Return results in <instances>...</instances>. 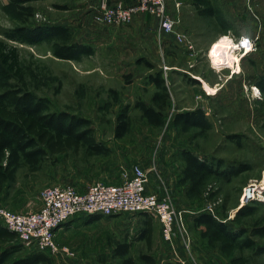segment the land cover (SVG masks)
I'll list each match as a JSON object with an SVG mask.
<instances>
[{
  "label": "rangeland",
  "instance_id": "obj_1",
  "mask_svg": "<svg viewBox=\"0 0 264 264\" xmlns=\"http://www.w3.org/2000/svg\"><path fill=\"white\" fill-rule=\"evenodd\" d=\"M7 1L0 0V38L3 30L19 24L2 11ZM101 1L28 2L35 10L31 22L65 23L74 41L93 47L89 57L63 60L52 56L46 43L14 44L32 73L29 80L35 93L47 97L52 110H67L89 119L95 138L111 142L112 150L107 155L95 156H86L82 150L49 155L34 171L23 165L15 183L0 195V207L14 212L37 210L41 206L40 191L45 187L70 185L84 190L95 181L118 182L133 164L144 163L145 170L153 168L148 175L153 174V187L161 196H168L177 210H188L182 216L185 231L175 229L173 245L163 240L160 224L153 217L150 252L157 264H182L176 256L183 264H210L212 259L216 264H227L217 250L201 239V228L193 226L190 216L212 207L215 211L224 209L228 220L240 207L244 186L256 183L262 187L264 93L256 81L264 74V0H211L222 21L230 26L226 32L216 17L198 14L192 0H165L166 9L177 20L176 26L184 33L186 43H176L171 35L161 32L157 19L148 13L138 14L125 24H98L93 16ZM247 32H254L251 36L256 38V45L253 51L241 54L242 51L235 50V41ZM223 36L229 37L231 43L220 50L217 44ZM188 44L192 49H188ZM156 72L161 73L169 91L167 107L161 113L164 124L159 127L148 124L139 109L133 107L138 99L151 104L155 87L149 76ZM111 90L116 92V100ZM126 104L130 105V128L123 137L115 138L116 116ZM197 107L204 110L211 123L205 134L195 136V130L185 133L171 125L177 111ZM229 135H238L240 144L230 140ZM181 148L221 161V171L240 164L249 168L235 176L213 179L208 186L217 191L213 199L206 200L204 195L189 200L175 185L181 167ZM257 202L253 203L255 215L244 222L247 228L264 219V199ZM141 217L140 213H119L88 222L86 215H77L56 232L58 250L41 251L49 259L41 264H121L112 255L113 249L116 243L137 235ZM253 238L264 247V237ZM8 245L0 243V252ZM22 245L24 248L11 259L30 253ZM140 252H148L145 242L133 240L129 256L135 264H142L138 259ZM245 254L252 256L254 264H264V252Z\"/></svg>",
  "mask_w": 264,
  "mask_h": 264
},
{
  "label": "trees",
  "instance_id": "obj_2",
  "mask_svg": "<svg viewBox=\"0 0 264 264\" xmlns=\"http://www.w3.org/2000/svg\"><path fill=\"white\" fill-rule=\"evenodd\" d=\"M32 0H8L2 6V11L17 25L2 31L0 38V195L16 181L18 170L27 165L30 170H37L43 160L49 155H57L68 151H83L86 156L107 155L110 149L94 135L91 121L83 116L67 110L55 111L51 101L45 96H39L31 88L29 76L31 71L21 57L20 49L14 43L37 45L46 43L52 56L63 60L80 61L89 57L94 49L89 44L79 43L72 39L69 26L58 23L31 22L34 7L28 2ZM198 14L215 16L216 7L211 0H192ZM65 8V7H61ZM155 91L151 95V104L136 100L133 107L139 109L142 118L150 125L162 126V112L167 107L169 99L168 87L160 72L149 76ZM258 89L264 93V74L256 81ZM112 95L116 100L114 90ZM130 105L126 104L116 116L114 137H123L130 128ZM171 125L181 132H191L194 135L205 134L211 123L202 108L177 111L171 120ZM229 139L240 144L238 135H229ZM181 167L175 180L189 200L213 199L217 191H212L210 183L213 179L235 176L249 167L246 164L231 167L221 171V161L202 155L190 148H181L179 152ZM257 200L241 205L233 217L226 219L224 209L212 208L191 213V223L200 227V237L205 244L218 251L227 264H254L251 255H260L264 247L259 246L254 236L264 237V219L254 221L250 227L244 226L247 218L255 215L253 205ZM142 226L137 235L128 241L116 243L112 255L120 259L121 264H135L129 256L133 240L144 241L148 252H140L138 259L142 264H157L151 251L153 237V216L140 212ZM88 222L100 219L99 214L86 215ZM111 216V215H109ZM0 243L9 244L0 252V264H41L49 261L48 257L38 249L28 247L30 253L23 257H10L21 251L24 246L16 234L0 222ZM164 264H174L165 262Z\"/></svg>",
  "mask_w": 264,
  "mask_h": 264
},
{
  "label": "built area",
  "instance_id": "obj_3",
  "mask_svg": "<svg viewBox=\"0 0 264 264\" xmlns=\"http://www.w3.org/2000/svg\"><path fill=\"white\" fill-rule=\"evenodd\" d=\"M138 13L152 15L157 19L161 32L171 35L176 43H186L184 33L176 26L177 20L166 9L165 0H131L128 4H108L102 0L93 20L103 25L125 24L131 22ZM241 37L235 41L240 45L237 50H242L241 54L253 51L256 38L249 36L252 49L249 51L248 45L241 42ZM187 47L192 49L191 44ZM147 184L148 171L135 163L124 171L117 183L95 181L83 192L70 185L45 187L40 191L39 209L14 212L0 207V222L14 232L26 247L56 252L55 230L77 215L109 216L144 212L158 221L163 240L173 245L175 229L185 231L183 211L177 210L168 196L160 197L148 191ZM260 199H264L260 185L249 183L242 188L239 206ZM208 210L212 211V207H208ZM176 258L178 262L184 263L178 256Z\"/></svg>",
  "mask_w": 264,
  "mask_h": 264
},
{
  "label": "crops",
  "instance_id": "obj_4",
  "mask_svg": "<svg viewBox=\"0 0 264 264\" xmlns=\"http://www.w3.org/2000/svg\"><path fill=\"white\" fill-rule=\"evenodd\" d=\"M131 2V0H127V3L126 4H128V3H130ZM111 3H116V2H111ZM78 6V5H77ZM216 10H217V13H216V16H217V18H222L221 17V15H220V13H219V9H218V7H216ZM138 14H142V13H138ZM138 14H136V15H138ZM135 15V16H136ZM215 17V16H214ZM135 18V17H134ZM51 23H58V24H63V25H66L65 23H60V22H51ZM221 23H222V26H223V32H226V30L228 31L229 29H230V26L228 25V24H225V22L224 21H222V19H221ZM66 26H68V25H66ZM179 30H180V28H178ZM181 31V30H180ZM255 31V30H254ZM182 32V31H181ZM247 34L249 35V36H251V35H253L254 34V32L253 33H251V32H247ZM230 35V34H229ZM218 37H220V36H218ZM218 39V38H217ZM216 39V40H217ZM113 135H114V133H113ZM97 140L98 141H101V142H103L109 149H110V151L112 150V148H111V142H109V141H105V140H103V139H98L97 138ZM136 164H139L143 169L146 167V164H144V163H136ZM147 171H148V173H150V172H152L153 171V169H151V168H147L146 169ZM155 172H157V171H155ZM153 175V174H152ZM152 175H148V184H147V190L148 191H151V192H154V193H156L158 196H160V197H162L161 195H162V193L159 191V190H157L156 188H154L153 186V184H152V181L155 179H153L152 178ZM164 175V174H163ZM156 177L157 178H159V174L158 173H156ZM152 179V180H151ZM156 180V179H155ZM105 182H110V183H117L116 181H105ZM154 183V182H153ZM152 185V186H151ZM77 191H79V192H83V191H85L86 190V188L84 189V190H78V189H76ZM40 205H41V201H40ZM183 211H185V212H187L188 210H183ZM101 217H108V216H104V215H100ZM142 218V217H141ZM72 220V219H71ZM68 222V221H67ZM67 222H65L63 225H61L60 227H58L56 230H55V234H54V239H55V236H56V232L58 231V230H60V229H62L63 227H66L67 225H65ZM206 263H207V261H206ZM207 264H209V263H207ZM210 264H216V262H215V260L214 259H212V262L210 263Z\"/></svg>",
  "mask_w": 264,
  "mask_h": 264
},
{
  "label": "bare ground",
  "instance_id": "obj_5",
  "mask_svg": "<svg viewBox=\"0 0 264 264\" xmlns=\"http://www.w3.org/2000/svg\"><path fill=\"white\" fill-rule=\"evenodd\" d=\"M230 43H231V40L229 39V37L223 36L218 41V44H217L218 49L220 50L225 49V47L230 45ZM235 47H236L235 50H237L240 48V45H238V43L237 44L235 43ZM238 51H242V50H238ZM260 189L264 191V180L262 181V187H260Z\"/></svg>",
  "mask_w": 264,
  "mask_h": 264
},
{
  "label": "clouds",
  "instance_id": "obj_6",
  "mask_svg": "<svg viewBox=\"0 0 264 264\" xmlns=\"http://www.w3.org/2000/svg\"><path fill=\"white\" fill-rule=\"evenodd\" d=\"M241 42H242L243 44L248 45V49H249V51L252 50V49H251V40H250V38H249L248 35H244L243 37H241Z\"/></svg>",
  "mask_w": 264,
  "mask_h": 264
}]
</instances>
